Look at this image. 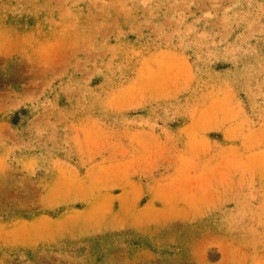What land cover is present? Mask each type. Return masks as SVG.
<instances>
[{
	"label": "rangeland",
	"instance_id": "rangeland-1",
	"mask_svg": "<svg viewBox=\"0 0 264 264\" xmlns=\"http://www.w3.org/2000/svg\"><path fill=\"white\" fill-rule=\"evenodd\" d=\"M0 264H264V0H0Z\"/></svg>",
	"mask_w": 264,
	"mask_h": 264
}]
</instances>
